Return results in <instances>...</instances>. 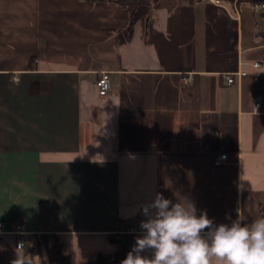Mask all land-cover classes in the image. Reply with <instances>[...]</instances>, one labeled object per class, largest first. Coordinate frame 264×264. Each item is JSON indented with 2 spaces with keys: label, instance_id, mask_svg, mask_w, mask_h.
<instances>
[{
  "label": "crops",
  "instance_id": "1",
  "mask_svg": "<svg viewBox=\"0 0 264 264\" xmlns=\"http://www.w3.org/2000/svg\"><path fill=\"white\" fill-rule=\"evenodd\" d=\"M130 14L0 0V220L60 235L71 264L113 254L118 218L139 226L157 193L215 225L264 217V17L210 0L140 4L128 29ZM17 237L0 233V264L25 254Z\"/></svg>",
  "mask_w": 264,
  "mask_h": 264
},
{
  "label": "clouds",
  "instance_id": "2",
  "mask_svg": "<svg viewBox=\"0 0 264 264\" xmlns=\"http://www.w3.org/2000/svg\"><path fill=\"white\" fill-rule=\"evenodd\" d=\"M142 213L143 235L120 264H264V217L248 222L237 214L230 224L215 225L187 197L173 203L161 193ZM12 264L31 262L21 250Z\"/></svg>",
  "mask_w": 264,
  "mask_h": 264
},
{
  "label": "trees",
  "instance_id": "3",
  "mask_svg": "<svg viewBox=\"0 0 264 264\" xmlns=\"http://www.w3.org/2000/svg\"><path fill=\"white\" fill-rule=\"evenodd\" d=\"M116 3L127 7L130 10V20L128 29L131 28L135 17L133 11L136 6L146 4L152 6L158 0H112ZM232 4L234 2H245L250 5L264 4V0H220ZM264 17V5L258 11ZM135 226L134 218H121L117 220V231L110 236V240L117 245L113 254H104L97 252L87 264H120L126 258L127 253L131 250L137 233L131 228ZM26 242L25 256L29 259L39 260V264H71L70 256L64 252L63 238L53 232H41L28 236H22Z\"/></svg>",
  "mask_w": 264,
  "mask_h": 264
},
{
  "label": "built area",
  "instance_id": "4",
  "mask_svg": "<svg viewBox=\"0 0 264 264\" xmlns=\"http://www.w3.org/2000/svg\"><path fill=\"white\" fill-rule=\"evenodd\" d=\"M210 1L219 2L220 0H210ZM262 5H264V4H262ZM262 5L261 4H255V5H253V7L256 11H259ZM255 65H258V63H255ZM189 80H190L189 76L184 78V82H189ZM226 81L228 83H231L233 81V77L232 76H226ZM95 87L97 89V94L100 97L107 96L114 89L110 75L107 71H102L99 73V75L97 76V78L95 80ZM226 159H227V154L226 153H220L215 157L214 163L215 164H221ZM131 230L133 232L142 231L140 228V225L137 227H132ZM6 231L12 232L18 236L16 239V243H15L16 248H18V246H21V248L24 246V241L21 238V235L24 233V231H23V228H22V225L20 222L11 221L10 227L7 228L4 224V222L2 220H0V233L6 232Z\"/></svg>",
  "mask_w": 264,
  "mask_h": 264
}]
</instances>
